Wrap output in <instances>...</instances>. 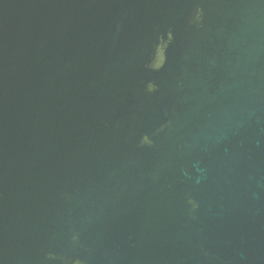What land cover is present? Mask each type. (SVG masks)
<instances>
[{"label": "water", "instance_id": "1", "mask_svg": "<svg viewBox=\"0 0 264 264\" xmlns=\"http://www.w3.org/2000/svg\"><path fill=\"white\" fill-rule=\"evenodd\" d=\"M0 264H264V0H0Z\"/></svg>", "mask_w": 264, "mask_h": 264}]
</instances>
